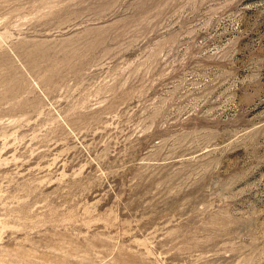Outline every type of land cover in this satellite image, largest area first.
<instances>
[{
  "label": "rangeland",
  "instance_id": "obj_1",
  "mask_svg": "<svg viewBox=\"0 0 264 264\" xmlns=\"http://www.w3.org/2000/svg\"><path fill=\"white\" fill-rule=\"evenodd\" d=\"M0 264H264V0H0Z\"/></svg>",
  "mask_w": 264,
  "mask_h": 264
}]
</instances>
